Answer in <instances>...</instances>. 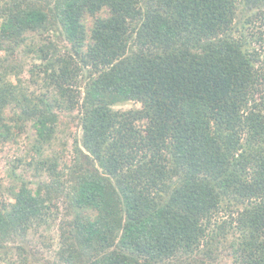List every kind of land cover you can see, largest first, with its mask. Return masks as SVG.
Wrapping results in <instances>:
<instances>
[{"label":"trees","instance_id":"16d2710c","mask_svg":"<svg viewBox=\"0 0 264 264\" xmlns=\"http://www.w3.org/2000/svg\"><path fill=\"white\" fill-rule=\"evenodd\" d=\"M2 159L0 264H264V0H0Z\"/></svg>","mask_w":264,"mask_h":264},{"label":"rangeland","instance_id":"374dc122","mask_svg":"<svg viewBox=\"0 0 264 264\" xmlns=\"http://www.w3.org/2000/svg\"><path fill=\"white\" fill-rule=\"evenodd\" d=\"M25 75V78H28V74H24ZM135 107H140V104H136V103H133V102H130L129 104H126L124 106H122L123 109H130V108H135ZM80 133V132H79ZM78 132L74 133V134H70L71 135V138H69V147L72 146L73 144V139L75 137L76 134H79ZM63 137H65L63 135ZM21 149H24V145L21 143L19 144L17 147L13 146V148L11 147H8L5 152L3 153V157H11L14 152H17V150H21ZM5 159V158H4ZM4 159H2V161L0 162V171L3 170L4 166H5V161Z\"/></svg>","mask_w":264,"mask_h":264}]
</instances>
